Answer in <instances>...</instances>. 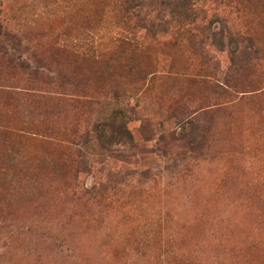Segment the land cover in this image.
<instances>
[{
  "label": "rangeland",
  "instance_id": "1",
  "mask_svg": "<svg viewBox=\"0 0 264 264\" xmlns=\"http://www.w3.org/2000/svg\"><path fill=\"white\" fill-rule=\"evenodd\" d=\"M170 1L0 0V264H264V0Z\"/></svg>",
  "mask_w": 264,
  "mask_h": 264
},
{
  "label": "trees",
  "instance_id": "2",
  "mask_svg": "<svg viewBox=\"0 0 264 264\" xmlns=\"http://www.w3.org/2000/svg\"><path fill=\"white\" fill-rule=\"evenodd\" d=\"M202 0H172L170 1V13H174L176 14L177 17V21L182 23V24H186V23H194L195 19H194V15L196 17H199L201 15V13H204V10L201 9L199 2H201ZM201 12V13H200ZM193 17V18H192ZM187 32H190V30H187ZM233 35L235 37V39L240 42V44H244L245 42H247L248 40L251 41V38L247 37L245 34H243L242 32H239L238 30H233ZM194 36V34H192ZM247 48H249V46L245 45L244 46V50H247ZM251 51L250 53H254L257 52L259 49L258 48H250ZM232 56H235L232 55ZM236 71H240L238 70V68L235 69ZM232 80V77L227 75V78L225 79V82H219L217 80V82L215 83L216 86L221 87L222 89H224L225 87H229L230 85L227 84V82L229 83V81ZM85 165L87 164L86 161H84ZM107 187V182L105 181H96L95 184L91 187L90 189V193L93 195H99L102 193V191ZM107 189V188H106Z\"/></svg>",
  "mask_w": 264,
  "mask_h": 264
}]
</instances>
